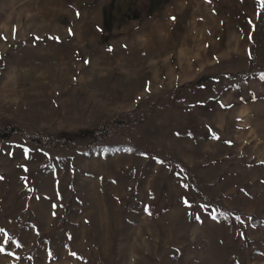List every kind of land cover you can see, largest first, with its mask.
I'll list each match as a JSON object with an SVG mask.
<instances>
[{
    "label": "rangeland",
    "instance_id": "rangeland-1",
    "mask_svg": "<svg viewBox=\"0 0 264 264\" xmlns=\"http://www.w3.org/2000/svg\"><path fill=\"white\" fill-rule=\"evenodd\" d=\"M0 249L264 264V0H0Z\"/></svg>",
    "mask_w": 264,
    "mask_h": 264
},
{
    "label": "trees",
    "instance_id": "trees-1",
    "mask_svg": "<svg viewBox=\"0 0 264 264\" xmlns=\"http://www.w3.org/2000/svg\"><path fill=\"white\" fill-rule=\"evenodd\" d=\"M205 80V77H202L201 79H199L198 81L192 82L191 84H201L203 83ZM171 101H166V103H169ZM113 125L114 123H110V124H105L102 128L95 130L93 133H90V137L91 138H103L104 136L107 137L110 134V130L113 129ZM4 128V127H3ZM17 129V131H20L23 135L24 138L26 139H31V140H35L36 142L39 143H47V142H53V143H57V144H62V145H72V144H76L71 142L70 140H67L65 138H60V137H47L45 135H41V134H32V133H28L22 129H19L18 127H11L10 128V133L14 132ZM97 141H99V139H96Z\"/></svg>",
    "mask_w": 264,
    "mask_h": 264
},
{
    "label": "snow or ice",
    "instance_id": "snow-or-ice-1",
    "mask_svg": "<svg viewBox=\"0 0 264 264\" xmlns=\"http://www.w3.org/2000/svg\"><path fill=\"white\" fill-rule=\"evenodd\" d=\"M0 251H3V249H0Z\"/></svg>",
    "mask_w": 264,
    "mask_h": 264
}]
</instances>
